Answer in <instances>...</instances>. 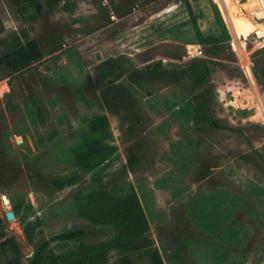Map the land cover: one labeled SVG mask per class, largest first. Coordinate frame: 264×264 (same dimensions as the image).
<instances>
[{"label": "rangeland", "instance_id": "obj_1", "mask_svg": "<svg viewBox=\"0 0 264 264\" xmlns=\"http://www.w3.org/2000/svg\"><path fill=\"white\" fill-rule=\"evenodd\" d=\"M187 1L203 15L201 31L214 25L207 0ZM228 1L229 17H221L235 36L227 28L229 47L212 58L182 0H57L51 9L52 0H38L33 21L0 0V51L34 38L43 52L19 71L0 68V233L7 241L0 264L14 257L29 264L50 239L40 264H61L80 241L109 238L114 228L75 212L76 193L96 185L114 195L135 190L157 264H264V36L257 33L264 0ZM199 58L210 67V125L194 122L187 79L130 75L157 61L170 68ZM110 60L113 69L104 72ZM111 81L121 92L105 89ZM124 91L131 104H122ZM97 116L106 120L90 129ZM92 140L109 153L87 170L76 153ZM72 175L73 184L54 183ZM76 228L86 230L83 239L52 238ZM106 258L130 264L120 249Z\"/></svg>", "mask_w": 264, "mask_h": 264}, {"label": "trees", "instance_id": "obj_2", "mask_svg": "<svg viewBox=\"0 0 264 264\" xmlns=\"http://www.w3.org/2000/svg\"><path fill=\"white\" fill-rule=\"evenodd\" d=\"M57 0H52L48 3L49 9ZM209 8L213 12L214 25L209 26L206 31H201L198 28V18L203 17L202 14L196 15L191 4L187 0H182L188 14L192 26L195 28V38L205 46L206 53L210 57L216 56L215 53L219 49L229 47L230 30L231 36H235V31L231 25L225 27L220 11L217 5L212 0H207ZM220 1L219 5L222 9V14L228 19V11L226 6ZM11 4L16 8L19 17L24 21H33L37 18V3L38 0H10ZM221 4L223 6H221ZM233 30V31H232ZM4 31V24L0 16V33ZM264 36V30L257 32ZM235 42V47L240 46ZM43 52L34 38H26L24 42L18 44L6 52L0 51V68L15 72L32 64L40 59ZM212 64L213 62L210 61ZM112 60L105 61L101 67L107 68L104 72L113 69ZM112 71V70H111ZM103 75H108L103 73ZM131 77L135 81L142 82L141 79H149L156 77L160 83H173L182 79H187L192 89V97L190 99L191 113L194 122H206L212 124V104H213V87L210 77L209 62L204 58L193 60L191 63L184 66H174L165 68L161 61L146 65L144 69L130 70ZM116 77V76H115ZM143 77V78H141ZM161 77V78H157ZM144 82H146L143 79ZM100 82V81H99ZM101 83V82H100ZM114 81L106 85L107 90H112V93H119L120 90H115ZM138 84V83H137ZM102 88V84L100 85ZM118 86V85H117ZM125 92V91H124ZM129 92L124 93L123 105L131 104L132 98ZM108 102L110 98H106ZM105 116H97L89 121L90 129H97L102 125ZM83 151L76 153L77 162H81L83 168L91 170L97 166L101 158H104L109 151L106 147L94 140L90 141ZM129 165L133 162L132 157H128ZM76 176L65 177L57 180L54 183L62 188L65 185H70L76 182ZM83 190V189H82ZM75 212L77 215L87 219L95 225H110L114 228L113 234L100 242L88 244L80 241L74 249H70L59 256L61 264H105L107 260V252L110 249H120L129 254L130 264H157L147 252V248L151 244V240L146 234L148 223L143 212L140 200L133 188L117 195L112 194L105 188L96 185L79 193L75 196ZM25 235L28 239L31 237L30 226L25 227ZM86 234L84 228L69 229L65 232L57 234L53 239H62L64 241L83 239ZM0 244L7 243L6 239L1 240ZM52 239V240H53ZM51 240V239H50ZM50 240L44 241L36 246L29 264H40L44 257L45 249L48 248ZM52 259V258H51ZM54 260V259H53ZM8 264H21L17 257L8 261ZM108 264H125L122 259H115Z\"/></svg>", "mask_w": 264, "mask_h": 264}, {"label": "water", "instance_id": "obj_3", "mask_svg": "<svg viewBox=\"0 0 264 264\" xmlns=\"http://www.w3.org/2000/svg\"><path fill=\"white\" fill-rule=\"evenodd\" d=\"M96 56L99 57L98 54H97ZM2 197H3V195H2ZM5 217H6V219H8V220H12V219H14V218H15V213H14V211H13L12 209H8V210H6V211H5Z\"/></svg>", "mask_w": 264, "mask_h": 264}, {"label": "crops", "instance_id": "obj_4", "mask_svg": "<svg viewBox=\"0 0 264 264\" xmlns=\"http://www.w3.org/2000/svg\"><path fill=\"white\" fill-rule=\"evenodd\" d=\"M214 1V3L216 4V5H218V7L220 8V5H219V2L220 1H217V0H213ZM226 7L225 8H227L228 10L230 9L228 6H229V1L228 0H222L221 1ZM221 6H223L222 4H221ZM221 9V8H220ZM221 11H222V9H221ZM221 13V16L222 17H225L223 14H222V12H220ZM229 17V16H228ZM226 18V17H225ZM256 262H258V260L256 261Z\"/></svg>", "mask_w": 264, "mask_h": 264}, {"label": "bare ground", "instance_id": "obj_5", "mask_svg": "<svg viewBox=\"0 0 264 264\" xmlns=\"http://www.w3.org/2000/svg\"><path fill=\"white\" fill-rule=\"evenodd\" d=\"M1 199L4 205L9 206V199L5 195L1 196Z\"/></svg>", "mask_w": 264, "mask_h": 264}]
</instances>
